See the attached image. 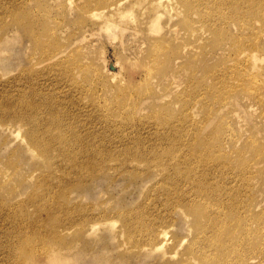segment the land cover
<instances>
[{
  "label": "rangeland",
  "instance_id": "rangeland-1",
  "mask_svg": "<svg viewBox=\"0 0 264 264\" xmlns=\"http://www.w3.org/2000/svg\"><path fill=\"white\" fill-rule=\"evenodd\" d=\"M240 3L241 0L239 1L238 14L236 17L232 14V7L234 4L225 3L224 10L227 18L225 17L221 23L223 31L221 40L225 48L234 47L236 45L238 48H253L257 43L259 44L262 42V34L264 33V0H243L241 5ZM60 4L61 1L54 0H0V94H2L0 95V104L3 105L5 99L7 100V97H10L13 101H16V99L21 101V95H24L27 90L25 97H29L27 98L30 102V105L28 104V106L32 107V109L28 107V113L30 114L31 112H34V114L31 113L30 116L28 115V129H31L34 126L33 124H35L36 126H34V128L36 127V129H38L37 132H39L37 134L40 135H38V139L41 137L42 141L46 142L48 146L53 144L52 148L55 154L58 153V150L60 151L61 144L58 140H61V136L58 135H61L62 133H64L62 134L64 139L65 137H68V140L65 142L66 145L69 142L68 144L69 148L71 147V150L75 146L74 150H76V152L77 150L78 152L80 151L81 148H79V146H93L94 144L93 147H99L100 150L96 157L97 161H95V164L98 165H101L104 161L108 163L109 158L112 159L114 157L116 159L117 155L120 158L122 156L121 154H123L122 149L125 144L134 146L151 145L154 148H157L158 146L163 149L167 145V143H165V138H161L160 135L156 134V128L152 127H154L153 125L156 127L158 123L161 124L167 119L168 122L170 121L172 124H175L173 126L178 127L179 122L180 125L183 124L186 132L182 131L183 135L181 133V136L178 132L174 131L177 127L173 128V134H170V137L171 144H173L174 147L187 148L186 150H188L193 147H195V149L203 147L204 145H209L211 147H215V145H219L220 147L226 145V147H228L227 149L231 148V151L220 152L222 158L228 159L229 157H233L236 160V164L240 163V165L237 164L239 168H242L241 165L244 163L243 165H246V167L252 172L250 181L245 182L249 185L248 187L246 184H242L241 181L238 182V185L241 186H238L239 192L237 197L238 199L240 198L242 204H246L247 202H250V199L248 200V198L251 193L253 212L248 211L242 206L241 213L238 217L240 220L243 219L240 224L241 227L246 223H251L250 231H253V235L250 238L249 245L251 243L255 249H253V253L250 250L249 254H252V256L257 255V264H264V104H258V108L255 110L254 115L240 111V115L237 116L233 112H230L232 108L228 107L221 111L218 110V107L221 104L218 97L222 92H220L219 87L212 85L213 78L209 75L210 73H208V71L212 68L217 70V67L220 65V60L216 58L217 56H214L217 52H213L210 48L211 45L213 46L214 41L211 39L209 41L205 40L204 42L203 40H199L201 30L194 33L189 32V35L184 37L182 42H178V46L174 48L176 51L180 50L184 41H187L190 48L192 47L191 53L189 54L188 60L185 59L182 60V62H178L174 67H171L172 64H170L169 67H166L168 68L166 69V73L168 72L169 76L165 80H162V78H160L161 76H158V74L152 73L151 76L146 74L148 71H145L144 64L138 59L139 51L135 45L132 44L134 36L130 34V32L123 35L121 34L122 36L119 35L117 38L113 35L108 36L103 33H101L102 36L100 34L95 37L92 36L91 39L94 41L91 47V67L89 66L90 68L86 76L83 77L78 75L79 77L76 78L77 82H74L71 79L72 75L69 76L66 70H62L59 67L48 69L42 64L37 63L36 59L39 54L35 53L34 55L33 49L30 50L28 46V31H26L28 22L26 26L19 22L16 24V19H24L23 22L26 20L24 13L27 12L28 16H31L30 19L36 23V28L34 29L40 30L42 27V30L45 29L44 31H46V28H44L45 25L43 23L41 24V22L37 21L36 17L33 16L34 13H45L42 12L43 8L48 10L50 14V17L48 16V18L50 20L54 17L57 18L58 16L59 18H63L64 21L61 20V25L64 23L67 24V22L71 20L73 21V24L69 21L68 24L65 25L66 27L64 26L65 31L58 35L60 45L65 42L66 35H69L72 31L78 30V28H75L76 22L74 20L76 13L72 14L70 12V18L68 16V18L65 17L64 19V17L60 15V11L63 10V8H60ZM254 11H257L258 13H254ZM260 11H263V13H260ZM37 19L39 20V17H37ZM206 28H208L207 25L205 29ZM235 28L237 29L235 30ZM253 28L255 29L254 32ZM252 38L255 39L253 40ZM203 43L204 46H206L205 48L207 51L201 48ZM31 55H34V60H30ZM41 70H43V72ZM262 71L261 76L264 79V63ZM38 72L40 74H38ZM40 78L43 81L40 80ZM58 78H61L62 82H60L61 80ZM66 78L68 80H66ZM62 83L66 86V89L65 87L62 88ZM73 83L75 85H73ZM61 88L64 90H61ZM33 89L35 91H33ZM74 89L76 91L72 92ZM56 90L61 92L54 93V91L57 92ZM69 91L71 93L67 94ZM62 92L65 95H62ZM45 93L46 95H44ZM55 94L60 95L58 96ZM34 95H37V97ZM41 96L46 97L44 98ZM47 97H51V102L50 99H46ZM33 99L35 103L32 102ZM42 100H45L47 104H44L45 101L42 102ZM37 101L39 104L36 103ZM168 101L169 104H167ZM62 102L66 104H63ZM67 102L71 108L68 106ZM20 103H16V108L20 106ZM61 104L64 106L62 107ZM88 104H91L93 106L92 109L95 108V111L91 110L90 112L92 106ZM43 105L45 106L43 107ZM84 105L89 109L87 110ZM33 109H36L37 111ZM53 109L56 110V112H53ZM77 110L79 113H77ZM79 110L82 111L80 112ZM84 110L85 113H83ZM102 110L103 112H101ZM38 112H40V114ZM44 112H46V114ZM68 113L70 116L76 113L74 116L78 118L79 122L76 118H73L74 116L70 117ZM78 114L81 116H78ZM45 115L46 117L42 119ZM54 115H60L59 117L62 119L59 117L57 118V116ZM61 115H63V117L67 116L66 118H63ZM0 117V172H9L8 175L11 176L5 178L2 175L0 178V264H23L22 258L20 259V255L18 254L22 250H17L19 247L18 241L20 239L18 237H20L19 234L21 232L28 233V246L31 248L34 246H32L33 242H36V248L38 250H43L49 245L58 246L60 245L59 241L53 243L50 242L48 245V238H51L55 231L53 230V227L64 225L63 219H71V216L74 215H69L67 212L60 211V208H58L57 205L52 206V202H47L46 200V188L48 187L46 183L50 185L53 182L52 180L54 179L55 172H57L60 178H66L62 173L68 165L63 161L62 164L61 158H58L56 162L51 165L46 163L44 158L38 156V152L40 151L32 148V145L26 139L22 128L18 133L19 126L21 125L20 123L23 125V122L18 119V117H8L7 115ZM14 118H16L18 122ZM37 118L39 119L37 120ZM69 118L70 122L68 121ZM79 118H82L83 120L81 123V119ZM113 118L118 123L113 122ZM64 120L66 123H70L69 125L64 123L68 127L62 123ZM111 120L113 123L108 122ZM47 121L49 123H47ZM53 122H55V124ZM138 122L140 125L143 123L141 125L142 127ZM109 123L112 125H109ZM114 124H118L119 126H117L119 129L123 127L124 132L118 130V127ZM73 125H75V127ZM85 126H91V128H88V130ZM137 126L139 127V129L137 128L138 130L136 129ZM185 126L189 127L185 128ZM114 127L117 129L115 130ZM49 128L51 129V134L48 132L50 130ZM52 128L54 130H52ZM141 128L143 130L146 128L147 130L144 132ZM150 128L153 130H149ZM45 129L50 135L45 132ZM158 129L161 131L162 126H159ZM76 132L79 133L76 134ZM42 133L47 134L42 135ZM72 133L75 136H79L80 134V136L75 137L73 135V137ZM91 134L94 135V137ZM128 137L131 138L129 139ZM160 138L163 139V141H160ZM91 139H93L94 142H92ZM124 140L128 142L126 143ZM71 141L78 143L73 142L71 144ZM27 142L28 148H26ZM54 144L56 146H54ZM55 147H58L59 149H56ZM102 149L104 150L102 151ZM70 152L72 153L73 151ZM102 155H105L106 157ZM109 155H111V157ZM103 158H106L107 160H104ZM115 159L110 161L109 165L113 164ZM110 172L107 174V171L105 176H102L94 185L82 187L83 189L76 186L77 182H65L63 181L64 178H61L64 185H61L58 191L64 190L67 194L69 201L67 204L68 207L65 208L66 210L75 208L78 203H80V208L77 209L79 210L78 213H83L88 208L96 214H98L97 212L100 210L108 209L106 211L109 215L108 217L112 223L116 222L114 227L111 226L112 229L101 226L102 228L99 230L98 237H89L87 233L81 232L76 233V235L70 237L68 240L70 241L71 238V242L73 240H78V242L82 244L79 246L82 250H86L87 248L83 246L87 245H90L89 251H92L90 249L94 246L96 251H102L107 246H110L109 249L106 248L104 250L103 255H109L113 263H115L117 262V255L124 250L123 248H114V244L117 245L118 243V237L114 234L115 230L120 228L121 224H123L119 217V209L130 210L129 208L132 209L135 206L140 205L142 201L147 198L149 200L151 196H148L150 194H156L154 191H151L150 188L151 184L156 179H149V181L142 183L140 181L141 179L135 178L136 176L133 178V175L128 172L125 173L124 171H118V174L121 172V175L116 174L117 172H115L114 169H111ZM150 177H154V175ZM61 181L55 183L59 184ZM236 187L235 184V188ZM51 190L54 191L52 188ZM78 197L80 199H78ZM157 197L159 199L162 198L161 195H157ZM57 199L59 202L64 201L62 198ZM222 213L225 214L226 217H229L228 211H222ZM182 219L183 215L181 213L177 219L174 220V224L168 226L170 241L163 249L165 252L169 251L168 255L171 254L170 251H175L173 243L175 239L173 238V234L174 237H177V235L178 237H187L192 232V223L186 224ZM53 223H57V225L54 226ZM97 224L103 225L104 222L99 221ZM93 238H96L97 241H93ZM124 239L128 242L126 234H124L122 240L125 241ZM187 240H189L188 237ZM142 241L143 240H141V242ZM31 248L28 247V264H33V261L41 260L45 256L44 254L40 255V253H35V250ZM183 248L184 247H182L181 250H183ZM161 255V253H154L148 258L133 260L128 264H165L164 262L166 259H169L171 263H176L181 256L180 253L174 257L168 256L167 258H162ZM15 259L19 260V263ZM79 264L90 263L87 260L80 259Z\"/></svg>",
  "mask_w": 264,
  "mask_h": 264
},
{
  "label": "bare ground",
  "instance_id": "bare-ground-1",
  "mask_svg": "<svg viewBox=\"0 0 264 264\" xmlns=\"http://www.w3.org/2000/svg\"><path fill=\"white\" fill-rule=\"evenodd\" d=\"M54 1H61L60 8H63V10L60 11V15H62L64 19L65 17L68 18V16L70 18L71 16V14H69L70 12L72 14L76 13V17L74 20L76 22L75 28H78V30L72 31L71 33H69V35H66L65 42H63L62 44L59 45L58 35L65 31L64 26L67 25L69 21L72 24L73 21L67 20L68 21L67 24L63 22L64 24L61 25V20L62 21L64 20L63 18H59V16L57 18L54 17L55 19L53 18L52 20H50L48 18L50 14L48 10H46L45 8L42 9V12L45 13H40V14L34 13L33 16L36 17L37 21H40L41 24L43 23L45 25L44 28H46V31H44L45 29L42 30V27L40 30L34 29L36 28V23L30 19L31 16L30 15L28 16L27 12L24 13V17L27 21L25 20L26 22L25 21L23 22L24 19L21 20L16 19V24L19 22V23H23V25L26 26L28 22V25L26 27V31H28L27 34L28 42H29L28 46L30 50L33 49L34 55L35 53L39 54V56L36 59V62L42 64L48 69L49 68L55 69L59 67L62 70H66L69 76L72 75L71 79L74 82H77L76 78L79 77L78 75L83 77L86 76L89 68L91 67V63H92V60L90 58V56H92L91 47L94 41L91 39L92 36L95 37L96 35L98 34L101 35V33H103L108 36L113 35L115 38H117L121 34L123 35L127 32H130V34L134 36L132 44L135 45V47L139 51L138 59L140 62L144 64L145 71L146 70L148 71V73L146 74H148V76L149 75L151 76L152 73L158 74V76H161L160 78H162V80H165L169 76V73L168 72L166 73V69H168L166 67H169L170 64H172L171 67H174V65L177 64L178 62H182V60L185 59L188 60L189 54L191 53L192 47L190 48V45L188 44L187 41H184V43L180 47V50L176 51L174 48L178 46V42L179 41L182 42L183 41L182 39L184 37H187V35H189V32L194 33V32H199V30H201L200 31L201 35L199 40H203L204 42L205 40L209 41L211 39L212 41H214L213 46L211 45L210 48L213 50V52H217L216 55L214 56H217L216 58L220 60V65L217 67V70L216 69L214 70L212 68L208 71V73H210L209 75H211V77L213 78L212 85L219 87L220 92H222L221 95L218 97V100H220L221 102L220 106L218 107V110L221 111L228 107V108H232L230 112H233L237 116L240 115L239 113L240 111L246 114L254 115L255 110L258 108L257 107L258 104L261 103L264 104V91H263L264 79L261 76L263 72L262 70L264 63V33L262 34V42L259 44L257 43L258 45L256 44V46L253 48H246V47L238 48L237 45L234 47L225 48L221 40V36L223 32L221 28V23L226 17L224 10V6L226 5L225 3L227 2L228 4H234V6L232 5L233 6L232 14L234 17H236L238 14V6L240 0L238 1L237 0H73V1L54 0ZM242 1L243 0H241V3ZM258 6L260 7L259 4ZM257 11L256 12L254 11V13H258ZM260 13H263V11H260ZM37 17H39V20L37 19ZM163 19H165L166 21ZM206 25L208 26V28L205 29ZM236 29L237 28H235V30ZM254 31L255 29L253 28V32ZM205 47L206 46H204L203 43L201 48H203V50L204 49L206 50ZM34 55H31L30 60H34ZM41 71L43 72V70ZM39 72L38 74H40ZM41 78L40 80H42ZM59 80H61L60 82H62L61 78ZM66 80L68 79L66 78ZM61 85H63V83ZM70 85L72 86V84ZM73 85L75 84L73 83ZM63 87H65L66 89L65 85H63L62 88ZM62 88L61 90H64ZM33 91L35 90L33 89ZM56 91L57 92L54 91V93L61 92L58 90ZM70 91L67 92V94L71 93ZM73 91L76 90L74 89L72 90V92ZM25 94L21 95L20 97L21 101L19 99L13 101L11 100L10 97H7V100L5 99L4 104L3 105L0 104V116L3 117L7 115L8 117L9 116L18 117V119H20L23 122V125L22 123H20L21 125L19 124L20 126L18 133L22 128L25 137L28 140V142L32 145V148L40 151L38 152L39 153L38 156L40 158H44L46 163L51 165L52 163L56 162L58 158H61V163L62 161L67 163L68 166L65 168V170L62 173V175L65 176L66 178L61 177L64 178L63 181L65 182L71 181L72 183L77 182L76 186L80 187V189H83L82 187H89L94 185L95 183L98 182V180L102 176H105L107 171H108L107 174H109L111 169H114L115 172H117L116 174H118V171L121 172L124 171L125 173L128 172L133 175V178L136 176L135 178L141 179L140 181L142 183L149 181V179H154V180L156 179L150 186L151 191H154L156 194L155 195L150 194L148 196V197L151 196L149 200L147 198L146 200L142 201L140 205L135 206L132 209L129 208L130 210L119 209L120 210L119 217L122 220L123 224H121L120 228L115 230L114 234L116 235V237H118V243L117 245L114 244V248H118V249L123 248L124 250L117 255L116 257L117 262L113 263L109 255L107 256L103 255L104 250L106 248L109 249L110 246H107L102 251H96L94 246L91 247L90 249L92 251H89L90 245L83 246L87 249L82 250L79 247L82 244L79 243L78 240H73L72 242H71L72 238L70 239V241L68 240L70 237L76 235V233H81V232L87 233L89 237H98L99 230L102 228L101 226L109 227L110 229H112L111 226L114 227L115 226L114 224L116 222L112 223V221L108 217L109 215L106 212L108 209L100 210L99 212H97L98 214L94 213L92 210H90V208L85 210L83 213H78L79 210L77 209L80 208V203H78L76 204L75 208L66 210L65 208L68 207L67 204L69 199L67 198V194L64 192V190L58 191L59 187L64 184L62 183L61 178L58 176L57 172H55L54 179L52 180L53 182L50 185L46 183V185L48 186L46 188V194H47L46 200L47 202H52V206L57 205V207L60 208V211L67 212L69 213V215L70 214H74V215L71 216V219H67V218L63 219L65 223H69V224H65L63 221L64 225H61L60 227H53V230L55 231L53 233V236L51 238H48L49 240L48 245L50 244V242L53 243L59 241L60 245L58 246L49 245L46 246L43 250H38L36 248V242H33L32 246L33 245L34 246L33 248H31L30 246H28V233L21 232L19 234L20 237H18L20 239L18 241L19 247L17 250L20 249L22 251L17 253L20 255V259L22 258L23 264H28V247L34 249L35 253H40V255L41 254L45 255L43 259L38 261H33V264H79L80 259L87 260L90 264H119V263L128 264L130 261L133 260L148 258L151 254L154 253H159V254L161 253L162 258L163 257L167 258L168 256L174 257L179 253L181 254L179 261H177L176 263H171L169 259H166L164 262L165 264H257L256 261L257 255L252 256V254H249L250 250L253 253L254 252L253 249H255L251 243L249 245L250 238L253 235L252 233L253 231H250L251 223H246L243 225V227H241L240 224L243 221V219L240 220V218L238 217V215L241 213L242 206H244L248 211L253 212V205L251 203L252 195H250L251 193L249 194V198H248V200L250 199V202H247L246 204L244 203L242 204L240 198L238 199L237 197V194L239 192L238 186H241L238 185V182L241 181L242 184L244 183L248 187L249 185L245 182L250 181L252 172L248 167H246V165L245 166L243 165L244 163L241 165L242 168H239L237 166L238 163L236 164V160L233 157H229L228 159L222 158L220 152L231 151L232 150L231 148L227 149L228 147H226V145H223L221 147L219 145H215V147L204 145L203 147H199L196 149L195 147H193L192 149H188V150H186L187 148L184 149L176 146L174 147L173 144H171L170 134H173L172 133L174 130L173 128L177 126H173L175 124H172L170 121L168 122L167 119L161 124L158 123L156 127L155 125H153L154 127H152L150 124H148L152 128H156V132H157L156 134L160 135L161 138L162 137L165 138V143H167V145L163 149L159 148L158 146L157 148H154L151 145L134 146V145L125 144L123 146L125 149L124 148L122 149L123 154H121L122 156L120 158L117 155L116 159L114 157L112 159L109 158L108 163L104 161V163L98 165L95 164V161H97L96 157L100 151L99 147H93L94 146L93 143H92L93 146L84 144L85 146L83 147L79 146V148L81 149L79 152L78 150L76 152V150H74L75 146L71 150V147L69 148V144H68L69 142L66 145L65 142L68 140L67 139L68 137H65L64 139L63 138L64 136L62 135L64 133H62L61 135H58L61 136L60 138L61 140L59 141L58 139H56L58 140V142H60L61 148L60 151L58 150V153L55 154L52 148L53 144H51V146H48L46 142L42 141L41 137L40 139H38L39 134L37 133L39 131L37 132L38 129H36V127L34 128V126H36L35 124H33L34 126L32 128L30 127L31 129H28V115L30 116V114L31 113L34 114V112H31L30 114L28 113V107H30L28 106V104L30 105V102L27 99L29 97L28 96L25 97ZM27 94L30 95L29 93ZM44 95H46V93ZM62 95L65 94H63L62 92ZM34 96L37 97V95ZM41 97L45 98L46 96H41ZM50 98L47 97L46 99L48 100ZM44 101L42 100V102ZM17 102L19 103L21 102L18 108H16ZM32 102H34V99ZM36 103H38V101ZM45 103L46 101L44 102V104ZM167 104H169V101ZM44 106L45 105H43V107ZM63 106L64 105H62V107ZM68 106H70L69 103ZM30 108L32 109V107ZM92 108L93 106L90 108V112L91 110L95 111V108L94 109ZM86 109L88 110L89 108ZM33 110L37 111L36 109ZM85 110L83 111V113H85ZM46 112L44 113L46 114ZM53 112H56V110H54ZM101 112H103V110ZM38 113L40 114V112ZM77 113H79L78 110ZM74 114L71 116L73 117ZM79 115L80 114H78V116ZM54 116H57L58 118L60 115L59 116L54 115ZM61 116L63 117V115ZM66 116H64L63 118H66ZM45 117L46 115L43 116L42 119H44ZM39 118H37V120ZM73 118H76V120L78 121L77 117L74 116ZM79 119H81L80 121L81 123L83 120L82 118ZM68 121L70 122V118ZM108 122H112V120ZM113 122L116 123L117 121H115L114 119ZM148 122L150 123L149 120ZM47 123L49 122L47 121ZM53 123L55 124V122ZM62 123L63 124L66 123L65 120ZM66 124L69 125L70 123L69 124L66 123ZM66 124L64 125L66 126ZM178 124L179 125L177 129L175 128L177 131L176 130L174 131L178 132V134L180 135L182 133L183 135L182 131L185 132L184 126L183 124L180 125V122ZM109 125L112 124L109 123ZM73 126L75 127V125ZM159 126H162L163 130L161 129L160 131L159 130L160 128L158 129ZM187 127L189 126H185V128ZM88 128H91V126L86 127V129ZM114 128L115 130L117 129L116 127ZM137 128L139 129L138 126L136 127V129ZM152 128H150L149 130H151ZM52 130L54 129L52 128ZM118 130L124 132L123 127L121 129H119L118 127ZM146 130L147 129L145 128V130L143 131L145 132ZM50 131L51 129L48 132L50 133ZM45 132H47V130ZM77 133L79 132H76V134ZM44 134L45 133H42V135ZM73 135L74 134L72 133V136ZM92 136L94 137V135ZM85 137L87 138V136ZM161 138L160 141L161 140L163 141V139ZM91 140L92 142H94L93 139ZM125 141L126 140H124V142ZM128 141H126V143ZM28 142L26 148H28ZM73 142L71 141L70 143L72 144ZM54 146L56 145L54 144ZM103 150L104 149H102V151ZM70 151H73L74 153L73 152L71 153ZM109 156L111 157V155ZM114 159L115 162L113 161L114 163L112 162L113 164L109 165V162ZM238 165H240V163ZM121 172L119 173L120 175ZM8 174L9 172H0V178L2 177V175L5 178H8L10 176ZM152 175H154V177H150ZM58 181L61 182L59 184H56L55 182ZM235 184L237 186L236 188H235ZM51 188L54 189V191L51 190ZM157 195H161L162 198L159 199ZM57 198H62L64 199V201L59 202ZM78 199L80 198L78 197ZM222 211H228L229 217H226L225 214L222 213ZM181 213L183 215V219H182L183 222H185L186 224L192 223V232L190 233L191 235L189 234V236H187L189 240H187L186 236L178 237L177 235V237H174L173 234V238L175 239V241L173 240L172 241L174 243L175 251H170L171 254L168 255L169 251L165 252L163 250L165 245L170 241L168 226L173 225L174 220H176ZM99 221L104 222V224L103 225L97 224V222ZM53 225L55 226L57 225V223H53ZM124 234H126L128 242L125 239H124L125 241L122 240V238H124ZM141 240L143 241L141 242ZM93 241H97V239L93 238ZM182 247H184L183 250H181ZM16 261L18 262L19 260Z\"/></svg>",
  "mask_w": 264,
  "mask_h": 264
}]
</instances>
